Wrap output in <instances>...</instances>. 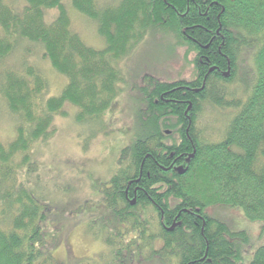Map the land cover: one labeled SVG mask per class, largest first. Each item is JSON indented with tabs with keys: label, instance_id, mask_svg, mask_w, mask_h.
Here are the masks:
<instances>
[{
	"label": "trees",
	"instance_id": "16d2710c",
	"mask_svg": "<svg viewBox=\"0 0 264 264\" xmlns=\"http://www.w3.org/2000/svg\"><path fill=\"white\" fill-rule=\"evenodd\" d=\"M22 1L19 9L0 0V61L20 40L40 44L44 57L68 83L60 95L44 100L47 80L35 66L24 61L22 69L0 71L1 97L19 119L13 140L0 142V264H63L53 253L57 240L46 238L49 205L20 180L19 171L34 166L31 148L52 136V123L65 114V103L79 108L78 122H98L123 80L118 61L151 30L192 46L195 72L191 80L151 78L142 89L146 108L134 139L122 148L121 166L104 183L103 199L116 230L105 240L116 251L110 264H124L122 254L133 249L152 250V258L162 264H247L248 234L233 230L208 209L241 208L248 219L264 222V0H120L102 7L98 0H71L76 10L97 22L106 42L103 49L86 44L72 30L63 0ZM51 8L60 12L48 24L44 11ZM243 51L251 57V83L248 79L247 98L240 101L227 97L223 83L233 80ZM207 103L235 109L220 140L209 141L199 131ZM187 120L192 121L188 135L181 129ZM193 152L187 162L185 156ZM18 155L21 160L14 164ZM173 161L182 162L187 171L173 170ZM127 186L138 189L136 206L126 199ZM175 222L173 230L165 228ZM120 224L129 226L126 233ZM130 232L136 236L126 240ZM158 239L162 244L156 251L152 244ZM249 264H264V243Z\"/></svg>",
	"mask_w": 264,
	"mask_h": 264
},
{
	"label": "rangeland",
	"instance_id": "374dc122",
	"mask_svg": "<svg viewBox=\"0 0 264 264\" xmlns=\"http://www.w3.org/2000/svg\"><path fill=\"white\" fill-rule=\"evenodd\" d=\"M119 1L98 0V4L102 7ZM10 3L19 9L24 5L22 0H10ZM62 3L70 15L72 30L86 44L103 49L106 42L98 31L97 22L76 10L71 0H63ZM59 12V8L45 9L46 23L51 24ZM175 42L170 34L154 30L147 32L145 38L118 61L123 80L118 83L116 99L96 120L98 122H78L76 115L79 108L67 102L63 107L65 114H58L54 118L51 128L55 132L52 136L47 141L34 143L31 148L34 166L27 164L22 167L19 177L27 181L38 199L49 205L46 238L48 242L50 239L57 240H54L58 244L53 253L59 262L75 264L85 260L90 264H110L113 261L116 251L106 245L105 240L112 230H116L112 227L111 213L103 199L104 183H108L121 166L122 148L134 139L139 115L146 108L142 89L149 84V79L158 77L174 81L193 78L195 50L192 46ZM24 61L35 66L47 80L42 94L44 100L62 93L68 78L53 68L44 57L40 44L20 40L14 52L0 61V71L8 67L22 69ZM250 64L251 57L243 51L238 56L233 80L223 83L228 98L240 101L247 98L248 79L251 83ZM234 112L233 107L205 104L199 131L209 141L222 139L225 125ZM18 123L19 119L10 112L0 94L1 143L8 144L13 140ZM20 160L21 156L18 155L14 164ZM208 210L226 220L233 230H244L248 234L251 244L246 247L244 257L249 264L255 249L264 243V222L248 219L241 208L212 206ZM153 222L155 228L152 234L157 237L158 227L156 221ZM120 227L125 233L129 229L127 225L120 224ZM135 236L136 233H129L126 240ZM152 247L159 251L161 243L154 241ZM151 251L143 249L123 253L124 264H162L152 258Z\"/></svg>",
	"mask_w": 264,
	"mask_h": 264
},
{
	"label": "flooded vegetation",
	"instance_id": "af4514ba",
	"mask_svg": "<svg viewBox=\"0 0 264 264\" xmlns=\"http://www.w3.org/2000/svg\"><path fill=\"white\" fill-rule=\"evenodd\" d=\"M190 40H192V41H194L192 38L190 39ZM208 46L209 45H206V46H204L205 48H208ZM200 61L201 62H204V59H203V57H200ZM223 75H224V72H223ZM188 89H192V88H190L189 86H186ZM197 89V88H196ZM196 89H193V90H195L196 92H199V91H197ZM157 101V100H156ZM191 122L192 121H190V120H187V122H184V123H182L181 124V129H183L184 128V130H185V132H186V134L188 135V133H189V125L191 124ZM167 131H169V130H167ZM169 133H170V131H169ZM169 133H165V134H169ZM173 156H174V153H172L171 155H170V157H172L173 158ZM189 156V155H188ZM180 158V157H179ZM185 159L187 160V156H185ZM174 162L175 161H173V163H172V166H173V164H174ZM183 163L181 162V163H179V164H174V168H173V170L175 169V167L176 166H178V165H182ZM107 188H116L115 186H111V185H107L106 186ZM131 188H129L128 186H127V188H126V190L124 191L125 192V196H126V199L130 202V204L131 205H133V206H136V204H137V201L135 200V203L134 204H132V200L135 198V197H137V191H138V189L137 188H135L134 190H130ZM115 194L116 195H118L119 194V192H115ZM130 196H132V197H134L133 199H130L131 197ZM136 199V198H135ZM127 209V208H126ZM127 212L129 213V212H131L130 210H128L127 209ZM162 221V220H161ZM162 223H163V221H162ZM165 225H167L165 228H167V229H169L171 226L170 225H168V223H166ZM128 226V225H127ZM128 228H129V226H128ZM130 233H133V232H130ZM135 238V237H134ZM157 241H159V242H161V240H157ZM162 244V243H161ZM133 249V248H132ZM134 250V249H133Z\"/></svg>",
	"mask_w": 264,
	"mask_h": 264
},
{
	"label": "water",
	"instance_id": "95a60500",
	"mask_svg": "<svg viewBox=\"0 0 264 264\" xmlns=\"http://www.w3.org/2000/svg\"><path fill=\"white\" fill-rule=\"evenodd\" d=\"M213 70H214V67H211V68H210V71H213ZM229 74H230V69H228L226 72H224V76H228ZM196 90H197V91H200L201 88H197ZM191 108H192V104L190 103V104L188 105L187 110H186V114H187V115H188V111H189ZM189 119H190V117H189ZM190 120H191V119H190ZM166 132L169 133V131H166ZM192 157H194V152L191 153V154H189V156L187 157V160H186V161L189 162L190 159H191ZM175 170H176L178 173L183 174V173H185V172L187 171V167L184 166V165H178V166L175 167ZM135 200H136L135 198L132 200V204L135 203ZM176 224H177V223L175 222V223L169 228V230H173Z\"/></svg>",
	"mask_w": 264,
	"mask_h": 264
}]
</instances>
